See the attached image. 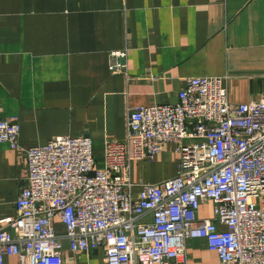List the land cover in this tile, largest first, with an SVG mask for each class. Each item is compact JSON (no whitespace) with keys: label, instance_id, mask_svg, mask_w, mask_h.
<instances>
[{"label":"built area","instance_id":"built-area-1","mask_svg":"<svg viewBox=\"0 0 264 264\" xmlns=\"http://www.w3.org/2000/svg\"><path fill=\"white\" fill-rule=\"evenodd\" d=\"M127 58L112 51L111 74L128 75ZM178 95L129 109L127 136L105 142L102 166L87 133L25 149L29 175L16 217L0 220V264H64L66 245L102 248L109 264H191L198 237L217 253L211 264H264V95L233 103L214 76L189 78ZM20 129L0 106V142L20 149ZM165 143L180 154L176 175L134 182L132 162L154 160ZM209 202L214 217L201 218Z\"/></svg>","mask_w":264,"mask_h":264},{"label":"crops","instance_id":"crops-1","mask_svg":"<svg viewBox=\"0 0 264 264\" xmlns=\"http://www.w3.org/2000/svg\"><path fill=\"white\" fill-rule=\"evenodd\" d=\"M123 49L128 75L111 74L110 53ZM211 76L225 79L233 103L264 95V0H0V106L21 127L20 149L0 142V220L16 217L25 149L87 133L102 166L105 142L127 136L129 109L175 104L189 78ZM164 145L132 162L134 182L176 175L180 154ZM199 211L214 217L211 202ZM187 244L191 264L218 261L206 239ZM65 247L64 264H109L102 248Z\"/></svg>","mask_w":264,"mask_h":264},{"label":"rangeland","instance_id":"rangeland-1","mask_svg":"<svg viewBox=\"0 0 264 264\" xmlns=\"http://www.w3.org/2000/svg\"><path fill=\"white\" fill-rule=\"evenodd\" d=\"M165 158H166V160H167L168 163H171L172 155L167 154V155L165 156Z\"/></svg>","mask_w":264,"mask_h":264}]
</instances>
